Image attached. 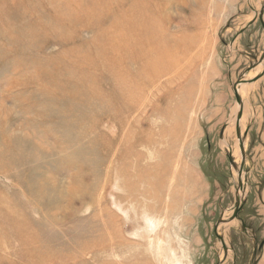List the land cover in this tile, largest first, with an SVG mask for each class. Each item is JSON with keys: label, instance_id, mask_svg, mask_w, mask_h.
I'll use <instances>...</instances> for the list:
<instances>
[{"label": "rangeland", "instance_id": "rangeland-1", "mask_svg": "<svg viewBox=\"0 0 264 264\" xmlns=\"http://www.w3.org/2000/svg\"><path fill=\"white\" fill-rule=\"evenodd\" d=\"M112 1L1 0L0 264H171L158 239L183 264H264V0ZM73 14L80 24L63 26L61 19L73 23ZM241 14L248 17L244 24ZM147 39L161 43L160 51L154 46L152 74L159 78L137 84L146 72L140 63ZM56 65L65 68L55 71ZM244 85L240 104L235 89ZM82 87L98 93L74 98ZM145 93L140 114L138 97ZM169 106L179 139L147 145L146 134L158 140V126H169L152 108L165 114ZM241 109L245 148L234 155L225 143L240 147ZM118 115H126L120 129ZM167 156L171 171L158 179L159 205L153 177L169 168ZM146 166L150 183L131 192ZM146 192L133 206L128 195ZM238 199L242 208L232 219ZM144 203L158 205L153 216L165 223L141 239L133 233L146 225L134 207L141 213Z\"/></svg>", "mask_w": 264, "mask_h": 264}, {"label": "bare ground", "instance_id": "bare-ground-1", "mask_svg": "<svg viewBox=\"0 0 264 264\" xmlns=\"http://www.w3.org/2000/svg\"><path fill=\"white\" fill-rule=\"evenodd\" d=\"M70 1V0H69ZM99 1V0H98ZM101 1V0H100ZM189 1V0H188ZM67 2V1H66ZM94 2V1H93ZM111 2H113L112 0H111ZM185 2V1H184ZM70 3V2H69ZM78 3V2H77ZM102 3V2H101ZM109 3V2H108ZM115 3V2H114ZM113 3V4H114ZM119 3V2H118ZM140 3V2H139ZM188 3V2H187ZM66 4V3H65ZM68 4V3H67ZM81 4V3H80ZM79 4V5H80ZM112 4V3H111ZM123 4V3H122ZM184 4V3H183ZM76 5H78V4H76ZM89 5V4H88ZM103 5V4H102ZM105 5V4H104ZM104 5H103V8H104ZM107 5V4H106ZM120 5V4H119ZM1 6H2V2H1V0H0V9H1ZM63 7V6H62ZM90 7V6H89ZM106 7V6H105ZM108 8V7H107ZM106 8V9H107ZM123 8V7H122ZM74 9H76V8H74ZM89 9V8H88ZM93 9V8H92ZM111 9V8H110ZM2 10V9H1ZM1 10H0V18H1V16H5V14H3L2 12H1ZM65 10V9H64ZM90 10V9H89ZM88 10V11H89ZM73 11H75V10H73ZM139 11V10H138ZM137 11V12H138ZM101 12V11H100ZM107 12H108V10H107ZM121 12V11H120ZM142 12V11H141ZM140 12V13H141ZM81 13V12H80ZM86 13V12H85ZM106 13V12H105ZM58 15V14H57ZM75 14H73V16H74ZM81 15V14H80ZM106 15H108V14H106ZM123 15H126V14H123ZM135 15V14H134ZM147 15V14H146ZM75 16H77V15H75ZM74 16V17H75ZM82 16V15H81ZM86 16H88L90 19H92L93 21L95 20V15H92V16H90L88 13H86ZM86 16H82V18H81V21L82 20H84V19H86L87 17ZM118 16V15H117ZM143 16V15H142ZM63 17V16H62ZM110 17V16H109ZM127 18H129L128 16H126ZM65 18V17H64ZM72 18V17H71ZM104 18V17H103ZM119 18V17H118ZM125 18V17H124ZM67 19V18H66ZM65 19V20H66ZM106 19H107V17H106ZM105 19V20H106ZM120 19V18H119ZM118 19V20H119ZM149 19V18H148ZM147 19V20H148ZM158 19V18H157ZM62 20V25L64 26V25H70V27H73L71 24H77V26H78V23L80 24V18L78 19V18H73V20H75L73 23H71L69 20V22L70 23H68V22H66V21H64L63 19H61ZM121 20V19H120ZM135 20V19H134ZM141 20V19H140ZM146 20V19H145ZM150 20H151V22H153V18H150ZM87 21V20H86ZM99 22H103V20H98ZM107 21V20H106ZM126 21V20H125ZM156 21H158V20H156L155 19V23H156ZM89 22V21H88ZM87 22V23H88ZM122 22V21H121ZM124 22V21H123ZM146 22V21H145ZM150 22V24L152 25V23ZM116 23V22H115ZM102 24H104V23H102ZM154 26H155V24L153 25V27L152 28H154ZM157 26H159V23L157 24ZM69 27V28H70ZM77 28V27H76ZM113 28V27H112ZM112 28H111V30H112ZM162 28V27H161ZM155 30L156 29H158V28H154ZM153 29V30H154ZM102 30H104V29H102ZM107 30V29H106ZM107 32V31H106ZM109 33H110V30L108 31ZM100 34V33H99ZM101 34H103V32L101 33ZM152 34H154L155 35V33H153L152 32ZM65 35H67V34H65ZM105 35V34H104ZM109 35V34H108ZM103 36V35H102ZM106 36V35H105ZM136 36H138V35H134L133 37L134 38H137ZM68 37V36H67ZM100 37V36H99ZM104 37V36H103ZM107 37V36H106ZM112 38L113 37H111V40H112ZM103 40H104V38H103ZM114 41V40H113ZM156 41H157V39H156ZM101 42H102V40H101ZM112 42V41H111ZM98 44V43H97ZM102 44V43H101ZM146 44L148 45L147 46V48L146 49H142V51H141V54H142V56H143V62H141L140 63V65L141 66H143V68H144V70H146V74L144 73V75L141 77V78H138L137 80H135L134 82H136L137 84H140V83H144V82H147V80H154V78H155V74L152 76V74L153 73H155L156 71H157V69H158V65H157V59L155 58V56H157V58H158V55H154V54H156L158 51L155 49V47L154 46H159L158 48H159V51L161 50V43H155V40L154 39H147V41H146ZM111 45V44H110ZM109 45V46H110ZM95 46H96V44H95ZM99 46V45H98ZM108 46V47H109ZM150 46V47H149ZM100 47V46H99ZM104 47V46H103ZM105 47H107V46H105ZM143 48H145V47H143ZM97 49H98V47H97ZM101 49V48H100ZM129 49V48H128ZM166 49V48H165ZM171 49V48H170ZM94 50H95V48H94ZM98 51H100L99 49H98ZM102 51V50H101ZM171 51V50H170ZM108 52H106V54H107ZM110 53H112V52H110ZM120 53V52H119ZM122 53V52H121ZM126 53V52H125ZM165 53H166V51H165ZM146 54H147V56H151L150 58H149V60L147 61L146 60ZM170 54V53H169ZM109 55H111V57H114V55L112 56V54H109ZM125 55V54H124ZM103 56V55H102ZM166 56V55H165ZM167 56H169V55H167ZM166 56V57H167ZM170 56H171V54H170ZM176 56V55H175ZM174 56V57H175ZM104 57V56H103ZM172 57V56H171ZM108 58V57H107ZM109 58H110V56H109ZM169 58V57H168ZM110 59H112V58H110ZM178 59V58H177ZM79 60V59H78ZM86 60V58L84 59V61ZM107 60V59H106ZM109 60V59H108ZM159 60H161V59H159ZM173 60V59H172ZM176 60V59H175ZM111 61V60H110ZM119 61V60H118ZM122 61H123V59H122ZM125 61V60H124ZM77 63H78V61H76ZM77 63H75V62H72V63H70V67H75L76 69H77V71H78V73H81V71H85V70H81L80 68H78V64ZM109 63H111V62H109ZM108 63V64H109ZM115 63V62H114ZM126 63V62H125ZM176 63H178V61L176 62ZM180 63V62H179ZM264 63V62H263ZM106 64V63H105ZM117 64V63H116ZM174 64H175V62H174ZM264 65V64H263ZM57 66V65H56ZM107 66V65H106ZM176 66H179V65H177L176 64ZM107 67H109L110 68V66L108 65ZM118 68H119V66H117ZM168 67V66H167ZM61 68H65L64 66H60V65H58L57 66V70L54 68V70L55 71H59ZM114 68V67H113ZM142 68V67H141ZM111 69V68H110ZM119 69H117V71H118ZM170 70V69H169ZM112 71V70H111ZM115 71V70H114ZM116 71V72H117ZM120 71V70H119ZM118 71V72H119ZM165 71V70H164ZM179 71V70H178ZM86 72V71H85ZM171 72V71H170ZM176 72H177V69H176ZM175 72V73H176ZM84 73V72H83ZM92 73V72H91ZM110 73V72H109ZM89 74V73H88ZM87 74V75H88ZM157 74V73H156ZM84 75H86V74H84ZM90 76V75H89ZM118 76H119V74H118ZM120 77V76H119ZM122 77V76H121ZM158 77V76H157ZM157 77L155 78V80L157 79ZM164 77V76H163ZM167 77V76H166ZM262 77V76H261ZM71 78V77H70ZM116 78V77H115ZM114 78V79H115ZM159 78V77H158ZM175 78V77H174ZM264 78V77H263ZM120 79H123V78H120ZM179 79V78H178ZM51 80V82H52V84L55 86L56 85V81L54 80V79H50ZM116 80V79H115ZM118 80V79H117ZM155 80H154V83H155ZM71 81H72V79H71ZM79 82V81H78ZM133 82V81H132ZM161 82V81H160ZM136 83H134V84H136ZM142 83V84H143ZM76 84H78V83H76ZM80 84V83H79ZM131 84V83H130ZM174 84V83H173ZM128 85V84H127ZM133 85V84H132ZM77 86V85H76ZM84 86V85H83ZM136 85H134V87H135ZM146 86V85H145ZM174 86V85H173ZM248 86V85H247ZM87 87V86H86ZM85 87V88H86ZM122 87H124V86H122ZM127 86H125L124 88H126ZM129 87V86H128ZM140 87H142V86H140ZM150 87V86H149ZM172 87V86H171ZM246 87V85H244V86H241V87H238L237 88V91L239 92V91H241L240 93L242 94V93H244L245 92V88ZM79 88V87H78ZM81 88V90L82 91H77L76 92V94H74L73 95V97L74 98H79L80 99V95L81 94H83V93H85V92H89V93H91L92 94V96L93 95H96V92L98 93V91L97 90H93V89H91V88ZM136 88V87H135ZM146 88V87H145ZM164 88H167V87H164ZM76 88H75V86H74V88H73V90H75ZM134 89V88H133ZM158 90V88H157V84H154L153 85V88H152V91H154V90ZM71 90H72V88H71ZM125 90V89H124ZM127 90V89H126ZM131 90V89H130ZM129 90V91H130ZM151 90V89H150ZM70 91V90H69ZM132 91V90H131ZM159 91V90H158ZM168 91V90H167ZM73 92V91H72ZM71 92V93H72ZM127 92H128V90H127ZM126 92V93H127ZM136 92V91H135ZM134 91H133V93H135ZM157 92V91H156ZM125 93V94H126ZM158 93V92H157ZM163 93H164V91H163ZM173 93V92H172ZM177 93V92H176ZM179 93H180V91H179ZM182 93V92H181ZM88 94V93H87ZM101 94V93H100ZM143 94V93H142ZM142 94H140V96L138 97V100L140 101H138L137 100V98H136V100L139 102H137L138 104H140V107H139V109H138V112L141 114V112L144 110L143 109V107L145 108V106H146V104L148 103V101L149 100H147L146 101V99H148L147 98V96H146V93L144 94V96H142ZM165 94H166V91H165ZM164 94V95H165ZM130 95H131V93H130ZM155 95V94H154ZM125 96V95H124ZM127 96V95H126ZM138 96V95H137ZM150 96V95H149ZM100 97H102V95H100ZM134 97V96H133ZM132 97V98H133ZM103 98H104V96H103ZM101 99V98H100ZM133 99H135V98H133ZM132 99V100H133ZM170 99V98H169ZM174 99V98H173ZM103 100V99H102ZM106 100V99H105ZM151 100V99H150ZM75 101H77V100H75ZM124 101H125V99H124ZM127 101V100H126ZM152 101V100H151ZM241 101H243V100H241ZM130 102L132 103L133 101H131L130 100ZM169 102V101H168ZM173 102V100L171 101V103ZM185 102H187V101H185ZM184 102V103H185ZM129 103V102H128ZM135 102H133L132 104H134ZM180 103H182V102H180ZM188 103V102H187ZM177 104V103H176ZM125 105V104H124ZM130 105V104H129ZM149 105H151V104H149ZM177 105H179V103L177 104ZM247 105V104H246ZM114 106V105H113ZM132 106V105H131ZM138 106V105H137ZM159 106V105H158ZM185 106V105H184ZM188 106V105H187ZM187 106H185V107H187ZM134 107H136L135 105H134ZM164 106H162V108H163ZM247 107V106H246ZM127 108V107H126ZM133 108V107H132ZM150 108V107H149ZM165 108V107H164ZM181 108H183V107H181ZM121 109V108H120ZM124 109V108H123ZM147 109V108H146ZM145 109V110H146ZM185 109V108H184ZM243 109V108H242ZM246 109V108H245ZM119 110V109H118ZM152 110H154V111H152L153 113H154V115L156 116V118L157 117H162V116H164V117H166L167 118V120L169 121L168 123H169V126L167 125H165V126H158L159 128H158V132H160V131H162V132H160V134H158V135H160V136H158V140H155V141H150L151 139H149V136H147V134H146V137L145 138H147L146 140H145V138H144V140H145V142H147V145H149V146H158V145H160V143L162 142V143H164L165 142V140H167L169 137H172L173 139H175V137H176V140H177V137H178V139H179V136H180V132H179V128H173V127H176L177 126V124H176V126H175V123H174V125H173V123H171V121L173 120L174 121V116L175 117H177V114H175V108H173L172 106H169V108H167L164 112H165V114H163V113H160L159 111H157V109H153L152 108ZM177 110H178V107H177ZM183 110V109H182ZM234 110V109H233ZM249 110V109H248ZM253 110V109H252ZM184 111V110H183ZM185 111H187V110H185ZM235 111V110H234ZM137 112V111H136ZM182 112V111H181ZM243 112V111H242ZM152 113V114H153ZM116 114H119L118 112H116ZM122 114V113H121ZM144 114V113H143ZM183 114H184V112H183ZM128 115V114H127ZM181 115V114H180ZM244 116L242 117V119H241V122H240V130H241V139H239V143H240V147H239V145H237L236 146V149L235 148H231V146L228 144V142L227 143H225L226 145L225 146H227V147H229L231 150H233V152H234V155H240L241 154V150H242V145H241V141L243 142V139H242V136H243V133H244V131H245V120L247 119V118H245V111H244V114H243ZM119 117H120V123L119 124H117L118 126H117V128L119 127V129L123 126V120L121 119V118H125V116H123V115H118ZM139 115H137V117H138ZM186 116V115H185ZM130 117V116H129ZM133 117V116H132ZM135 117V116H134ZM140 117V116H139ZM150 117H151V115H150ZM127 118V117H126ZM183 118V117H182ZM144 119V118H143ZM158 119V118H157ZM262 119V118H261ZM129 120H131V119H129ZM134 120H135V118H134ZM136 120H138L137 118H136ZM135 120V121H136ZM139 120H140V118H139ZM155 120V119H154ZM142 121V120H141ZM149 121H150V119H149ZM153 121V120H152ZM158 121V120H157ZM235 121H236V118H234V122L232 123V126H233V128L235 127ZM132 122V121H131ZM138 122V121H137ZM136 122V123H137ZM138 124V123H137ZM153 124V123H152ZM146 125H148L147 123H146ZM153 125H155V124H153ZM156 126V125H155ZM231 126V125H230ZM110 127V126H109ZM149 128L148 129H150L151 130V126H148ZM154 128V127H153ZM183 129V128H182ZM122 130V129H121ZM229 130V129H228ZM152 132V131H151ZM127 133V132H126ZM233 134V133H232ZM128 135H130L129 133H128ZM231 136V133H230V131H227V136ZM125 138H128V136H126ZM229 138V137H228ZM118 139V138H117ZM173 139H172V141H173ZM238 139V138H237ZM236 139V140H237ZM127 140V139H126ZM175 140V141H176ZM116 141V140H115ZM175 141H173L174 143H175ZM123 142H124V140H123ZM178 143H179V140L177 141ZM141 144H143V142L141 141L140 142ZM166 143V142H165ZM168 144H169V142H167ZM243 144H244V142H243ZM178 146V145H177ZM222 146V145H221ZM245 146V145H244ZM171 147V146H170ZM173 148L175 149V147L173 146ZM245 148V147H244ZM171 151H172V148H171ZM174 151V150H173ZM175 153V152H174ZM231 154H233V153H231ZM171 155H173V154H171ZM142 157L143 156H140V155H138V159H142ZM145 157V156H144ZM238 157V156H237ZM123 160H124V158H123ZM166 161H167V164L166 165H163V166H167V167H169L167 170H164L163 171V168H158L157 169V167L156 166H154V167H152V168H154V170H155V168L157 169V170H159L160 171V176L158 177V176H155V174H154V177H153V179L155 180V182L156 183H158L159 182V180L158 179H163L162 177H163V175L164 174H168L169 173V171H171V169H170V163H171V157L170 156H167L166 157ZM162 167V166H161ZM149 169H150V167H147L146 166V168H143V169H139V174H138V181L135 183V184H131L132 186L130 187L131 188V192H135L136 191V188L138 187V186H140L141 184H146V185H148L149 183H150V171H149ZM163 171V172H162ZM155 172V171H154ZM236 172V171H235ZM174 174V173H173ZM236 176V175H235ZM127 177L129 178V176L127 175ZM242 178V177H241ZM159 185H160V189H159V192H158V194L156 193V197H155V199H154V203H156V204H161V200H158L159 199V196H160V193H161V190H162V188H163V181L162 182H159L158 183ZM119 186V185H118ZM117 189L118 190H120V188L119 187H117ZM117 192H119V191H117ZM121 192V191H120ZM149 192V191H148ZM148 192H146V193H137V195H132V194H130V195H128L129 196V199L131 198L132 199V205L133 206H135V202L137 201V199H136V196H138L139 194H142L143 195V197H147V194H148ZM127 193L129 194L130 192L129 191H127ZM150 198V197H149ZM148 198V199H149ZM117 199V198H116ZM115 199V205L117 206V207H119L120 208V205L122 204V202L120 203L118 200H116ZM128 200V199H127ZM119 205V206H118ZM143 207H142V209H141V213L134 207V210H135V215H136V217L138 216V217H140L141 218V220H142V222H144L145 223V225H146V227H144V226H140V227H138V228H136L135 230H136V232L135 233H133L134 234V236H136V238H141V239H145V237H146V235L148 234V233H154L159 227H161V225H163L165 222L163 221V219H159V218H157V217H154L153 216V213L154 212H158V211H160L159 210V206L158 205H151V204H146V203H144L143 205H142ZM120 210H121V212L123 211L124 212V214L126 215V218H127V211L125 210V209H123V208H120ZM116 217H115V215H113V218L112 219H115ZM125 218V219H126ZM162 218V217H161ZM128 219V218H127ZM135 221V219H130V221ZM138 220V219H137ZM234 222V221H233ZM232 221L230 222V223H227V224H224L223 225V228H222V231L221 232H223L225 235L226 234H228V232L230 231V229H231V227L234 225V223H233ZM143 223V224H144ZM148 225V226H147ZM117 232V231H116ZM116 232H114L113 234L115 235V236H117V237H120L119 236V234H117ZM219 233V232H218ZM121 234V233H120ZM156 235V234H155ZM158 237V236H157ZM223 237V236H222ZM157 242L159 243V246H158V250H159V252H160V255L161 256H163L164 258H168L167 260H169L170 261V263L171 264H183V263H181V260H179V258H178V256H177V252H175V249L171 246V245H166V243L163 241V240H157ZM153 243H154V241H153ZM151 245V244H150ZM162 245V246H161ZM153 247H154V245H153ZM167 247V248H166ZM168 250V251H167ZM228 251V250H227ZM172 252V256H169L168 254H170Z\"/></svg>", "mask_w": 264, "mask_h": 264}, {"label": "water", "instance_id": "water-1", "mask_svg": "<svg viewBox=\"0 0 264 264\" xmlns=\"http://www.w3.org/2000/svg\"><path fill=\"white\" fill-rule=\"evenodd\" d=\"M263 14H264V9L262 10V12H261V16H260V20H261V22H262V24H263V27H264V23H263ZM263 61H264V56H263L262 59H261V63H263ZM235 93H236L235 95H236L237 101H238L240 104H242V101H241V98H240V96H239V94H238L237 89H235ZM241 114H242V109H241V112H240V114H239V118H238V122H237V136H238L239 139H241V130H240V123H239V121H240V119H241ZM248 132H249V130L246 131L244 137H247ZM221 137H222V136H221ZM241 145H242V147H241L242 150H244V144H243L242 141H241ZM229 159H230L231 164L233 165V163H234V162H233V158L230 156ZM241 208H242V203H241V200L238 199V200H237V203H236V205H235V210H234V214H233V216H232V217H233L232 219L238 218V215H239V212H240ZM220 221H222V220H220ZM242 228H243V231H247V227H246V225L243 224V225H242ZM248 229H250V228H248ZM222 240H223V238H222ZM225 250H226V252H227L226 247H225Z\"/></svg>", "mask_w": 264, "mask_h": 264}, {"label": "crops", "instance_id": "crops-1", "mask_svg": "<svg viewBox=\"0 0 264 264\" xmlns=\"http://www.w3.org/2000/svg\"><path fill=\"white\" fill-rule=\"evenodd\" d=\"M223 7H224L223 5H219V6H218V8H219L220 10H222ZM224 8H225V7H224ZM227 8H228V7H227ZM244 8H245L244 5H243L242 7H239V11H241V9L243 10ZM239 16H240L241 18L244 19V20H241L240 23H241V24H244V22L247 21V20H246V19L248 18L247 15L241 14V15H239ZM249 21H250V20H249ZM249 21H248V22H249ZM248 22H247V23H248ZM219 98H221V97H219ZM216 105H217V106H220V105H221V102L218 101ZM219 112H220V109H219Z\"/></svg>", "mask_w": 264, "mask_h": 264}]
</instances>
